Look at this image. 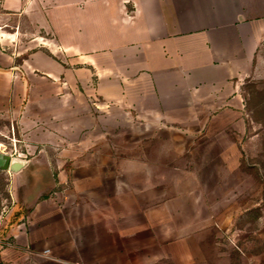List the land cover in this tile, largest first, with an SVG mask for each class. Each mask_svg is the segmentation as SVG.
Returning <instances> with one entry per match:
<instances>
[{
    "label": "rangeland",
    "instance_id": "obj_1",
    "mask_svg": "<svg viewBox=\"0 0 264 264\" xmlns=\"http://www.w3.org/2000/svg\"><path fill=\"white\" fill-rule=\"evenodd\" d=\"M29 28L4 53L53 58V35ZM54 76L22 75L0 113V153L28 162L15 177L0 171L2 251L57 264H264V49L240 80L241 128L203 138L150 127L136 110L132 120L95 93L94 75Z\"/></svg>",
    "mask_w": 264,
    "mask_h": 264
},
{
    "label": "crops",
    "instance_id": "obj_2",
    "mask_svg": "<svg viewBox=\"0 0 264 264\" xmlns=\"http://www.w3.org/2000/svg\"><path fill=\"white\" fill-rule=\"evenodd\" d=\"M24 22L53 35V58L4 53L21 47ZM263 49L264 0H0V113L22 94V75H94L98 96L150 127L202 138L205 129H240V80ZM8 253L14 264H57L1 249L0 264Z\"/></svg>",
    "mask_w": 264,
    "mask_h": 264
},
{
    "label": "water",
    "instance_id": "obj_3",
    "mask_svg": "<svg viewBox=\"0 0 264 264\" xmlns=\"http://www.w3.org/2000/svg\"><path fill=\"white\" fill-rule=\"evenodd\" d=\"M1 161L2 165H0V171H8L14 174L22 172L28 165L27 161L14 158L9 154H2Z\"/></svg>",
    "mask_w": 264,
    "mask_h": 264
}]
</instances>
